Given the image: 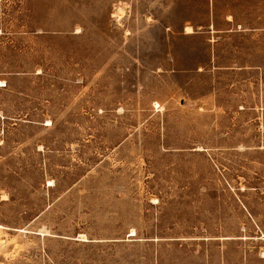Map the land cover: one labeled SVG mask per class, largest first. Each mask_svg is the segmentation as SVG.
Listing matches in <instances>:
<instances>
[{
    "label": "rangeland",
    "instance_id": "rangeland-1",
    "mask_svg": "<svg viewBox=\"0 0 264 264\" xmlns=\"http://www.w3.org/2000/svg\"><path fill=\"white\" fill-rule=\"evenodd\" d=\"M0 80V264H264V0H0Z\"/></svg>",
    "mask_w": 264,
    "mask_h": 264
},
{
    "label": "bare ground",
    "instance_id": "bare-ground-1",
    "mask_svg": "<svg viewBox=\"0 0 264 264\" xmlns=\"http://www.w3.org/2000/svg\"><path fill=\"white\" fill-rule=\"evenodd\" d=\"M185 31L186 32H191V28H190V26H186L185 27ZM0 82L2 83V80H0ZM136 235V232H135V230L132 228L131 229V231H130V234H128V237H133V236H135ZM78 238H81V239H84V234H79L78 236H77ZM262 238H264V235L262 236ZM85 240V239H84ZM263 254H264V251L262 252ZM262 256V255H261Z\"/></svg>",
    "mask_w": 264,
    "mask_h": 264
}]
</instances>
